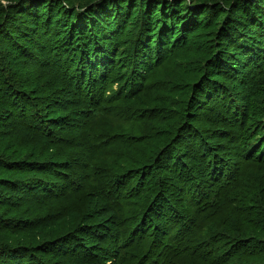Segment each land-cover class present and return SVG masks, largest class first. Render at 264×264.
I'll list each match as a JSON object with an SVG mask.
<instances>
[{
    "label": "trees",
    "instance_id": "16d2710c",
    "mask_svg": "<svg viewBox=\"0 0 264 264\" xmlns=\"http://www.w3.org/2000/svg\"><path fill=\"white\" fill-rule=\"evenodd\" d=\"M185 1L166 10L144 5L139 11L144 21L133 35L126 34L124 6L101 13L106 30L94 10L85 16L66 13L65 30L46 27L53 14L36 7L23 12L36 27H18V4L9 6L1 46L16 50L33 78L27 90L9 75L0 80V124L38 151L26 163L1 160L0 170L8 176L0 179V205L8 209L0 214V228L34 240L68 218L73 224L39 243L2 244L0 264H49L38 257L41 249L57 260L52 264H231L257 253L261 246L253 234L260 229V204L264 210V125L259 121L264 117V30L255 32L259 25L264 28V16L247 11L246 39H251L241 35L235 41L236 54H244L242 65L232 66L221 80L218 67L229 69L221 55L211 66L215 78L208 101L200 100L204 83L193 91V103L200 100L193 114L200 115L199 126L181 125L180 117L172 125L165 95L159 99L163 109L135 104L158 92V86L174 93L179 73L167 70L187 46L188 53L193 47L189 36L198 21L205 26L200 15H184L192 12L183 7ZM255 2L226 1L221 33L234 39L236 23H245L243 6ZM161 72L172 80L157 81ZM154 122L165 124L167 133L150 129ZM137 124L141 131L134 135ZM173 133V142L155 150ZM136 149L137 156L129 159ZM127 160L142 166L123 169ZM20 204L35 209L30 216L44 214L18 220Z\"/></svg>",
    "mask_w": 264,
    "mask_h": 264
},
{
    "label": "rangeland",
    "instance_id": "374dc122",
    "mask_svg": "<svg viewBox=\"0 0 264 264\" xmlns=\"http://www.w3.org/2000/svg\"><path fill=\"white\" fill-rule=\"evenodd\" d=\"M15 0H0V31L1 29L8 30L9 24L5 21V18L8 14V9L10 5L19 7L17 10V14L19 16L14 17V20L16 21V25L19 24L18 27L23 26L26 24L27 26L36 27V22L34 19L31 21L28 20L26 14L27 12L36 10V8L42 10L45 13H52L54 22H47L45 26H52L53 29H59L63 28L65 30L64 24H67V20H63V17L66 15V13H75L78 14V16H85L87 12L95 11L93 14L96 16L97 21H99V24L101 26V29L106 30V24L108 21L105 22L104 18L105 16L101 13L107 9H110L111 11H116L120 9L121 6H124L123 10H120L121 12H124L123 16L125 15L124 22L126 25V34L133 35L134 30L138 29V26L140 23L144 21V17L140 14V10L143 8V6H147L148 8H155L158 10H162L167 7H170V9H175V5L177 2H183L184 0H169L170 2H164L160 0H110V3H108V0H21L17 2H13ZM220 1V2H219ZM226 1L230 0H187L184 2L183 7L186 9H192L191 14L184 12V15L191 17H198L201 16V19L205 23V26L202 28V22L199 20L198 23L193 27L191 34L189 36L190 45L193 46L190 48L189 53L187 52V48L185 49V53L180 56L171 66L170 69L167 70V73H172L173 75H177L178 77L174 78L177 81H173V85L176 86L174 88V93L169 92L167 89L164 88V86H158V92H155L151 96L147 98L141 99L139 102H135L136 105L144 104L143 106H147L149 108L153 107H159L163 109L162 104L159 103L160 95H165L166 99V106L164 109L167 111H171L173 114L170 116L172 118L173 122L172 125L176 124L178 121V118L180 117L179 123L181 125L184 124H192V123H198L199 126L201 123L200 115L195 116L193 114L198 113L199 111V102L200 100H203L204 97H206V101H208L209 94L211 93V82L215 78V74L211 69V66L214 63H218L221 55L222 60L227 62L229 61V69L227 70L221 67H218L216 73H218L219 79L226 80L224 75L230 73L231 67L238 66L240 63L242 65L244 54L237 52L236 49L238 47V40L243 35L246 39V37L250 34V27H249V17L245 20V18L248 16L247 11H255L256 13H259L261 16H264L263 12V6L261 4H264V0H258V2L254 0L255 3H249V7L243 6L240 19L244 24H242L240 21L236 23L235 29H237V35L234 39L232 36H227L225 33H221V27L227 20L226 15L223 16V19H220V13H223L226 11L228 7H224ZM13 2V3H12ZM159 2H163L162 6H158ZM218 2V3H217ZM45 3V4H44ZM137 3L138 7L135 11V14L131 12L135 8V4ZM257 3L259 7H257ZM89 4L87 9L83 8L84 5ZM221 5V6H218ZM256 5V7H253ZM109 6H111L109 8ZM113 6V7H112ZM36 7V8H35ZM153 8V9H154ZM26 9V10H25ZM25 10V12H24ZM230 9H228L229 12ZM259 10V11H257ZM233 10L230 12L232 13ZM24 12V13H23ZM139 12V14H136ZM159 13V11H158ZM129 14V15H128ZM160 15V14H158ZM161 16V15H160ZM157 22V21H155ZM105 23V25H104ZM16 27V26H15ZM114 30L117 29V26H114ZM232 30V29H230ZM264 30L262 27L257 26V30L255 34H258V31ZM107 31L111 32V29H108ZM226 31V30H225ZM61 32H63L61 30ZM254 34L252 33V36ZM69 36V35H68ZM251 38L246 39L245 41H249ZM237 41V43L235 42ZM244 42V41H243ZM234 43V44H232ZM243 44V43H242ZM1 46V36H0V62H1V68H0V80L5 78L6 75H9V77H12L13 80H18L21 87L27 90V87L31 85V78H33L32 74H27L25 72V68L23 63L21 62L24 58L22 56H19L18 52L15 50L13 52V48H2ZM257 47V45H255ZM21 48V47H20ZM193 51V52H192ZM223 51L225 53L223 54ZM224 55V56H223ZM8 57V58H7ZM183 65L185 66L183 68ZM240 65V66H241ZM2 70V72H1ZM228 72V73H227ZM235 75V72H232V76ZM209 81V84L206 86L207 81ZM163 80L168 83V81L172 80L169 76H165L164 72H161L158 77L157 81ZM205 84L204 87L201 89V97L198 102L193 103V91H198L202 84ZM30 91V89L28 90ZM31 92H34V89L31 90ZM169 97V98H168ZM260 99L264 102V94L261 95ZM155 101V103H153ZM193 108V111H190V109ZM261 109V108H260ZM164 110V111H166ZM203 111V110H200ZM1 113V111H0ZM263 114V110L261 109L260 115ZM162 115V114H160ZM193 117V118H192ZM264 125V117L259 120ZM197 126V127H198ZM141 125H136L134 130L132 131L134 135H137L141 131ZM150 129L153 130H159L164 131L167 133V128L165 124L160 125L159 122H154L153 125L150 126ZM5 134H9L7 132V129L5 127L1 128L0 124V168H1V160L8 158L13 159L15 164H21L26 163L31 160V153L34 151H38L36 148V145L34 143H31L30 141H23L26 139L23 135L19 136V134H9L8 136H5ZM20 137V138H19ZM174 137H176V133L169 134L167 136H164V140L162 141L161 146H156L155 150L159 151L165 144L169 142H173ZM146 146V143L140 147L144 148ZM139 148V149H140ZM139 149L131 151L129 154V159H134L137 154L139 153ZM48 158H50L48 156ZM142 165L140 163H134L129 160H127L123 164V169L129 168V169H135L139 168ZM264 174V173H263ZM8 176V172L5 170H0V179H4ZM262 175L261 177H263ZM264 189V188H263ZM254 190L257 192V187L254 186ZM0 191H4V189L0 185ZM260 202V201H259ZM8 206L0 205V214L7 213ZM261 208V212L259 213V222L257 226L260 229H257L258 232L254 233V240L256 244H259L257 246V253L253 256V258H249L246 260H235L231 262V264H264V210H262V204L259 205ZM7 208V209H3ZM264 208V207H263ZM20 211L18 213V220L19 219H35L39 215H43L44 212L39 211L38 214L31 215L30 212H33L35 209L31 208L30 206H25L23 204H20ZM45 218L40 217V219ZM17 220V221H18ZM70 219L68 218L66 221H64L61 225L53 227L51 229H45L44 234L40 236H36L34 240L31 239V236H29L28 233L26 234H15L9 233V231L5 228H0V246L2 244H11L10 241L14 243L19 244H28L31 242L39 243L41 239H46L47 236H49V233L51 231L55 230H65L68 231L73 223H69ZM25 227L23 224L19 225V229L22 233H25ZM249 235H252L251 232H249ZM252 239V240H253ZM53 240V239H50ZM41 253L43 255L39 254V257L43 258L45 261H47L49 264L57 263V260L52 259L48 254L45 253V250L41 249ZM251 257V256H250Z\"/></svg>",
    "mask_w": 264,
    "mask_h": 264
},
{
    "label": "bare ground",
    "instance_id": "6f19581e",
    "mask_svg": "<svg viewBox=\"0 0 264 264\" xmlns=\"http://www.w3.org/2000/svg\"><path fill=\"white\" fill-rule=\"evenodd\" d=\"M33 253H34V251H33ZM29 255V254H28ZM34 256V255H33ZM39 257V256H38ZM36 263V262H35Z\"/></svg>",
    "mask_w": 264,
    "mask_h": 264
}]
</instances>
